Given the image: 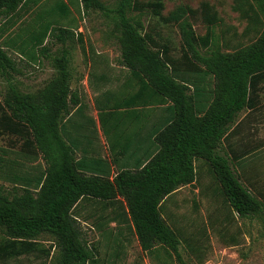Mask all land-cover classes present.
<instances>
[{
    "label": "trees",
    "instance_id": "1",
    "mask_svg": "<svg viewBox=\"0 0 264 264\" xmlns=\"http://www.w3.org/2000/svg\"><path fill=\"white\" fill-rule=\"evenodd\" d=\"M50 1L0 0V74L6 80L0 98V137L20 140L17 149L0 147V180L12 184L5 193L0 184V264L20 256L46 257L48 248L39 244L43 234L57 247L54 264H96L97 248L86 242L74 215L85 200L121 208L112 215L132 229L141 250L161 247L177 264H188L179 252L180 243L195 254L198 248L167 223L162 209L178 187L195 183L198 161L208 165L213 194L233 214L263 219L264 186L256 189L257 180L243 167V154L221 153L220 148L235 131L239 113L252 111L259 102L264 0H233L232 8L254 38L226 51L227 43L216 39L219 17L210 3L203 1L197 8L178 5L162 17L178 24V56L166 41L144 30L140 19L128 15L146 9L160 15L161 0H116L112 7L102 0H79L84 13L92 8L103 15L113 13L119 63L126 69L119 85L93 98L110 159L90 155L94 150L87 149L96 125L71 90L67 49L52 57L55 72L42 87L24 91L12 79L16 69L8 51L22 55L30 46L37 52L27 56L35 60L47 54L48 37L65 43L74 35L69 20L61 24L71 13L68 0ZM23 14L30 16L23 25L26 36H21V27L7 36L9 26ZM198 14L206 25L203 35L196 34L187 19ZM93 75L96 86L110 81L106 72ZM157 110L162 112L158 118L153 115ZM134 122L131 146L128 127ZM118 160L123 163L118 165ZM114 163L117 171L112 174Z\"/></svg>",
    "mask_w": 264,
    "mask_h": 264
},
{
    "label": "rangeland",
    "instance_id": "2",
    "mask_svg": "<svg viewBox=\"0 0 264 264\" xmlns=\"http://www.w3.org/2000/svg\"><path fill=\"white\" fill-rule=\"evenodd\" d=\"M52 1V0H51ZM48 2V3H51ZM141 2L155 0H139ZM163 8L160 15H155L150 9L142 12L131 11L128 13L133 19H140L144 30L150 32L160 42H167L171 52L179 55L180 33L178 24L164 22L162 17L174 10L178 5L197 8L203 1L210 3L219 17L214 26L216 39L224 40L227 47L223 50H231L238 45H245L253 38L252 32L246 31L245 20L232 8L233 0H161ZM109 7L114 6L116 0H102ZM71 13L63 19L61 24H69L73 28L74 35L60 43L58 40L48 37L46 55H37V59L31 60L28 52H37L36 49L26 47V52L20 55L15 51H8L14 61L15 71H11L13 81L17 82L24 91H34L42 87L55 72L52 65V57L59 54L65 48L70 53L69 68L72 72L70 79L71 90L77 94L85 87L91 90V84L95 80L97 72H106L110 77L109 87L119 85L123 80L126 69L119 63L120 49L114 37V20L112 14L103 15L95 8L84 13L79 0H68ZM29 15L23 14L14 25L9 26L7 36H12L18 29L21 36L25 37L24 26L29 23ZM196 34L203 35L206 25L201 16H188ZM67 25V24H66ZM80 38V39H79ZM89 83V85H88ZM259 109L252 111L253 124H248L252 118L243 119L237 131L230 133L227 141L221 144L220 152L229 153L228 140H233V145L239 142L254 146L257 152L248 157L246 166L250 169L247 173L257 180V188L264 186V82L260 85ZM6 88V80L0 74V98ZM86 93V94H85ZM88 103H91L93 94L85 91ZM244 111L239 113L241 118ZM20 140L11 135L0 137V147L17 149ZM249 144V145H248ZM197 179L191 185H183L167 197L163 202L162 214L172 227L179 228L186 238L191 240V245L198 248L197 253H192L185 243L179 245V252L188 264H264V218H238L230 211L226 203L218 194H213L214 179L208 169V165L198 161ZM238 176V170L231 164ZM239 180L246 186L242 178ZM3 192H9L11 184L0 180ZM248 190L254 193L249 187ZM82 202L75 210L78 224L83 237L90 245L97 248L98 262L96 264H177L173 255H168L163 248L158 247L150 252L141 250L132 229L122 224L121 229L113 225H104L105 232L95 227L98 220H107L111 214L109 210H101L98 204ZM96 205V210L91 212V207ZM106 214L105 217H101ZM109 224V223H108ZM120 230L125 238H121L116 232ZM118 236L116 238L115 236ZM115 237V238H114ZM120 237V238H119ZM43 247L48 248V255L34 257L32 255L20 256L16 260H10L7 264H37L45 261V264H54V256L57 247L54 246L51 237L43 234L39 241Z\"/></svg>",
    "mask_w": 264,
    "mask_h": 264
},
{
    "label": "crops",
    "instance_id": "3",
    "mask_svg": "<svg viewBox=\"0 0 264 264\" xmlns=\"http://www.w3.org/2000/svg\"><path fill=\"white\" fill-rule=\"evenodd\" d=\"M123 79H124V74H123ZM108 84H109V82L108 83H104L102 81H99V83H98L99 86H96L95 85V81H93V83L90 86L91 87V90H89L87 87L84 88V90L82 92L85 93V91H87V93L89 94L90 91H91V93L93 94V97H91L92 98L91 99V103H88L87 98H86V95H85L86 93L85 94L84 93L82 94V93L78 92V95L80 97L81 102H84L85 105H86V107L84 108L85 114L87 116L92 117L93 120H94V122H95V125H96V127H95V129H96V135L92 138L91 145H88V148L87 149L88 150H90V149H93L94 150V151H90L89 152L90 155H93V156H101V157L106 158V159H110V156L111 155H110V151L108 149V143L106 141V138H105L104 134L102 133L101 129L99 128L98 119H97V110L94 107L93 98L98 93H100L101 90H104V89H107V88H111V87H109ZM88 85H89V83H88ZM114 87H116V86H114ZM260 105L261 104L258 102L257 103V106L252 111H256L257 109H259ZM245 110L246 111H244L242 117L239 118V119H237V121L235 122L236 123L234 125V127H236L235 128V131H237V128L239 127L240 122L243 119H247V117L250 116L248 114H250L252 112V111L249 112V109H245ZM71 111H73V109H71ZM161 114H162V112L157 110L155 112V114H153V115H155L154 117L158 118V117L161 116ZM248 118H252L253 119V118H256V117L250 116ZM253 122H254V119L252 121L248 122V124H251V123L253 124ZM128 131L132 135V139H131L132 145L131 146H135V122L132 123V125H130L128 127ZM233 140L232 141L231 140H228V142H227L228 143L227 144V149L229 150V153L228 154H231V151H234V153L243 154L245 156V160L243 162V167L246 170V173H248L250 169L246 166V164H248L247 163L248 162V159L247 158L248 157H251L254 153H256L258 149L257 148H254V146H247V144H242V142H239L238 146L235 147L233 145ZM223 143H224V141H223ZM77 154L79 155L78 152H77ZM9 155L12 156L11 153ZM117 162H118V165H120L121 163H123L121 160H118ZM111 168H112V174H114L115 171H117V167H116L115 163L114 164H111ZM252 179L256 180V178H254V177H252ZM83 202L89 203L90 204L89 206H92L93 203L94 204H98V206L94 205V207H91V209H90L91 212L92 211H95L96 210V207L98 209L100 208L103 211H105V210L106 211L107 210L111 211V214L108 215V217H106L107 220H105V221L104 220H98V221L95 222V227L98 228L99 231H101L103 233H106V235L108 234V236H109V233L107 231L106 232L104 231L105 230L104 225H106V224L107 225H113L115 227H118V229H121V226L120 225H122V224L124 225L125 224L122 221H120V219H121L120 217L119 218H114L113 217L114 215H112L114 212H120L121 211V208H117L118 206L117 207L116 206H111V205L104 206L102 204H99V203H96V202H93V201H88V200H85ZM74 215H75V211H74ZM75 216H76V219H77V215H75ZM105 216H106V214H104L101 217H105ZM116 234L119 235L121 238H125L124 234L121 233L120 230H118L116 232ZM117 235L115 236L116 238H118Z\"/></svg>",
    "mask_w": 264,
    "mask_h": 264
}]
</instances>
